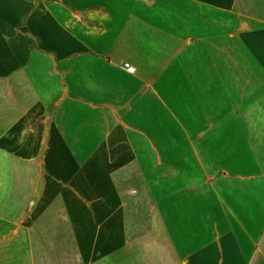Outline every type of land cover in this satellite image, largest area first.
<instances>
[{
  "label": "crops",
  "instance_id": "obj_1",
  "mask_svg": "<svg viewBox=\"0 0 264 264\" xmlns=\"http://www.w3.org/2000/svg\"><path fill=\"white\" fill-rule=\"evenodd\" d=\"M0 264H264V0H0Z\"/></svg>",
  "mask_w": 264,
  "mask_h": 264
},
{
  "label": "rangeland",
  "instance_id": "obj_2",
  "mask_svg": "<svg viewBox=\"0 0 264 264\" xmlns=\"http://www.w3.org/2000/svg\"><path fill=\"white\" fill-rule=\"evenodd\" d=\"M180 136H178V138H179ZM212 137H213V140H214V143H215V141H216V132L214 131V132H212ZM183 138V137H182ZM181 150L183 151V147L181 148ZM212 156L215 158V153H213L212 154Z\"/></svg>",
  "mask_w": 264,
  "mask_h": 264
},
{
  "label": "built area",
  "instance_id": "obj_3",
  "mask_svg": "<svg viewBox=\"0 0 264 264\" xmlns=\"http://www.w3.org/2000/svg\"><path fill=\"white\" fill-rule=\"evenodd\" d=\"M125 68H126L128 71H133V69H132L130 66H128L127 64H125Z\"/></svg>",
  "mask_w": 264,
  "mask_h": 264
}]
</instances>
